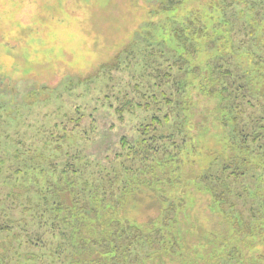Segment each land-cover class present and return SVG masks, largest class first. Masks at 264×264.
<instances>
[{"label":"rangeland","instance_id":"rangeland-1","mask_svg":"<svg viewBox=\"0 0 264 264\" xmlns=\"http://www.w3.org/2000/svg\"><path fill=\"white\" fill-rule=\"evenodd\" d=\"M217 48L252 72L232 93L239 114L197 92L193 69L210 79ZM261 58L264 0H0V264L100 261L96 228L120 227L142 231L125 264H264V138L233 131L264 119ZM122 136L130 148L114 162ZM229 157L244 171L234 209L196 180Z\"/></svg>","mask_w":264,"mask_h":264},{"label":"trees","instance_id":"trees-1","mask_svg":"<svg viewBox=\"0 0 264 264\" xmlns=\"http://www.w3.org/2000/svg\"><path fill=\"white\" fill-rule=\"evenodd\" d=\"M220 50L221 49L217 48L213 52L212 51L210 52L212 53V55H214L213 57H210L209 61H207L208 70L206 72H208L209 75H211L210 79L199 75V72L201 71V67H197L193 69L195 71L194 73L196 74V77H198L199 79V82L197 85V90H198L197 92L200 94L206 91V94L208 96L217 95L218 97L216 98V100L219 101L221 109L228 108L230 111L233 112V114H237V113L239 114L240 113L239 111H237V113L236 111H234V109L236 110L235 106L237 105V100L235 96L232 97V95L235 93L238 94L239 92L243 94L245 93V89H247V84H246L247 81H245V78L246 76L249 75V73H252V72H249L248 69H246L245 71L244 70L242 71L239 69L238 71H234L230 67V63H229V57L231 58V54L225 55L226 57L220 56L221 55ZM231 52L235 53V54L232 53L235 57L243 56L246 54L245 50L242 53H240L241 48L237 50H232ZM194 58H197V55H194ZM261 61L264 63V58L263 59L261 58ZM185 76H183L181 79H184ZM210 83L211 84L215 83V84L213 85V87H210ZM224 99H229V101L225 102ZM166 101L169 104L172 101V99L168 97ZM179 105H181L180 109L183 114V112L186 111L185 107L189 106V102L182 99ZM146 107H148V104H146ZM117 111H120V113L119 112L118 113H119V117L121 118L122 116L121 109L118 108ZM185 119L186 118L181 119L182 124L179 127L180 130H183L184 128L183 125H184ZM205 120L206 122L208 121V115H206ZM153 121L155 123H150L149 125H143V127L141 128V133L143 135H149L148 138H143L145 140L153 138L152 136H150L151 133H149V126H153V124H158L159 127L163 126V124L167 125L170 122V114L169 112H167L166 114H164L162 118H160L157 115H153L152 122ZM234 123L235 125L233 127L234 128L233 131L235 135H238L241 137L242 144L247 143L248 140H250V143H253V142L258 141L261 138H264V119L259 118L256 121V124L254 127L255 131L252 130V132L248 134H246V130L243 131L242 126H240L241 121L237 122V120L234 119ZM230 134H231L230 137H232V132ZM120 141H121L120 151H118V153H115L112 158V161L114 162H115V159L121 158L123 154L126 155L127 153H123L125 152L124 150L127 148H130V147H127L128 144H127L125 136H122ZM184 142L185 140L183 138L182 143ZM129 151H133V150H129ZM171 157H172V160L177 158L175 152L173 155H169V159H171ZM119 162H120V164L118 163L119 166L123 168V169L121 168L120 173L122 172V175H123L127 172L125 171V167L121 164V161ZM246 162L247 161L243 162V164ZM208 164L209 166L207 167V169L205 168L202 174L199 175L200 177L198 176L196 180L203 186L204 189H206L207 191L211 193L213 199L216 202L219 201L218 204L220 206H222L224 209L226 206L230 209H234L235 207L234 203L230 200H227V197L232 192L231 186L233 185V183L237 181L239 176H242L244 174L243 169L238 167L239 165L238 160L234 157H229L228 161L220 159V160H214L213 163L209 162ZM212 164H217V165L211 167L210 165ZM110 167H114L115 169L116 165L115 166L111 165ZM124 187H126V185H123L121 187V192H123L122 189ZM88 193L92 194L91 192H88ZM41 194L42 193L40 192L39 195ZM94 198L97 201V197L95 196ZM59 206L60 205L54 206V209L59 210L60 209L58 208ZM177 208H178L177 204H174L173 202H169L168 207L165 208L166 212L163 217V223L165 226H167L168 223L173 219L175 215L174 213L176 212ZM93 209H94V212L97 211L96 208L93 207ZM117 225L120 227V223H118ZM245 227L248 228L247 226ZM147 229L151 230L152 228H147ZM110 231L111 233L108 236H103V228H96L95 233L100 237L97 240L99 243L96 242V240L92 241L91 242L92 246H91V249H89V252L91 255L92 254L95 255L97 253L101 257V259L102 257L103 259L99 261V259L95 260L94 258H92L91 260L86 261L85 264H125L126 260H125L124 255L132 254V250L130 249L131 251H127L124 249L130 248L136 243V241L139 239V237H136L137 233L142 234V231L140 228H121L120 227V228H110ZM156 231H158V229ZM72 234L73 233L71 232V235ZM159 234H161L160 231H159ZM166 234L169 235L168 237H170L173 241L175 240L174 234L172 232L167 231ZM161 236L162 235H159V237ZM163 241L164 239L162 241H159L161 242L160 243L161 245L166 243ZM138 243L140 242L138 241ZM174 243H177V242L174 241ZM35 244H38V243H35ZM35 244H33V246ZM148 244L151 245L150 240L148 241ZM158 244H156L157 246L156 248H158ZM79 248L81 250V246H79ZM79 248H77V245L75 246V248H73L75 250L77 249L76 256L80 255ZM29 262H31L30 264H36V263H33L32 261H29ZM36 262H40V259ZM135 264H138V262Z\"/></svg>","mask_w":264,"mask_h":264}]
</instances>
